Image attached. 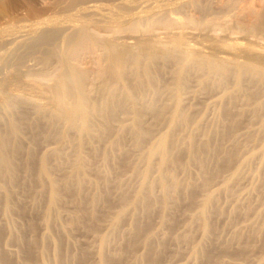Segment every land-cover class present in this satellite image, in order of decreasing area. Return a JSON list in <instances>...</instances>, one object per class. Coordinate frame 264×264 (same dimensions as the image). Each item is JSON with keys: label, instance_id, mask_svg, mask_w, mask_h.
Returning a JSON list of instances; mask_svg holds the SVG:
<instances>
[{"label": "bare ground", "instance_id": "obj_1", "mask_svg": "<svg viewBox=\"0 0 264 264\" xmlns=\"http://www.w3.org/2000/svg\"><path fill=\"white\" fill-rule=\"evenodd\" d=\"M12 15L0 264H264V190L258 208L251 196L264 184V0H34ZM191 78L220 91L210 119L186 97Z\"/></svg>", "mask_w": 264, "mask_h": 264}, {"label": "rangeland", "instance_id": "obj_2", "mask_svg": "<svg viewBox=\"0 0 264 264\" xmlns=\"http://www.w3.org/2000/svg\"><path fill=\"white\" fill-rule=\"evenodd\" d=\"M16 3H17V5H14L13 4V1H10V0H0V19H2L1 17H3L4 15L6 16V15H14V14H16L17 12H19V11H21L22 9H24V8H26L28 5H31V4H33L34 3V0H16ZM15 6H17V10L16 11H14L13 9H14V7ZM14 11V12H13ZM12 15V17H14ZM3 20V19H2ZM217 34H219V33H217ZM222 34H224L225 35V33H221V38L223 39V41L225 40V41H231V40H233L234 38H232V37H234L235 35V33H233V36H231L232 35V33L230 34V36H226V35H229L228 33L224 36V35H222ZM188 36H187V40L190 42V40H191V42L192 41H194V42H196L195 44H194V42H192V44H194V45H197V46H202V49H204L203 51H205V53H209V48L208 47H205L206 46V44H207V41H205V40H199V41H196V40H194L191 36H189V34H187ZM219 35H216L215 37H217V38H219L220 37ZM192 38V39H191ZM225 38V39H224ZM226 38H227V40H226ZM231 39V40H229V39ZM220 39V38H219ZM237 41H245V39H243L242 37H238L237 38ZM199 44V45H198ZM204 46V47H203ZM220 54H223L222 52L220 53ZM31 63L33 62V61H30ZM192 80V81H191ZM189 85L187 86V87H189V88H187L186 89V92H187V94L189 95V96H186V93H185V96L186 97H188L189 99H190V101H191V97H192V100H193V102H192V104H194V108H196L197 110L198 109H200V110H204L203 112H205V113H203V115L205 116L204 118H206V119H210L211 117H212V112H213V104H212V101H213V99L218 95V94H220V91L218 90V89H212V90H204V89H201V88H199V86L196 84V81H195V79L193 80V78H191L190 79V81H189V83H188ZM189 91V92H188ZM192 93H193V96H192ZM203 107V109H201L202 107ZM209 106V107H208ZM206 110H205V109ZM212 111V112H211ZM207 116H209L208 118H207ZM248 175V180H247V178H246V176ZM247 175L244 177V178H246V180L247 181H249V177H250V173H247ZM246 180H243L240 184L241 185H243L244 183H245V186L243 185L242 186V189H245L246 187H248L249 185L247 184L248 182L246 181ZM135 181H136V179H134L133 180V183H135ZM244 182V183H243ZM256 184H259L260 182L258 181H256L255 182ZM246 185H248V186H246ZM263 187H264V184L263 185H261V186H259V187H257L256 189H253V191H252V193L253 194H255L256 192H258V193H256L255 195H252L251 194V196H252V198H254L256 201H257V198H259V199H261L260 197L262 196V190H264L263 189ZM262 188V189H261ZM261 189V190H260ZM255 190H256V192H255ZM259 193H261V195H259L258 196V194ZM253 199V205H257V208L258 207H260V206H258V205H260V200H258L257 202H255V203H257V204H255L254 203V200ZM256 207V206H255ZM71 207H69V209H70ZM72 209V208H71ZM18 221L19 222H17L19 225H21V226H24V221H23V219L22 218H18ZM221 224L222 223H224V220H223V218L222 219H220V221H219ZM223 225V224H222ZM225 227L223 226V228L221 229V231H222V237H226V236H228V234L230 233V228H225ZM226 229H228V230H226ZM165 231H167L166 230V228L164 229ZM223 230H225V231H223ZM227 231V232H226ZM225 232V233H224ZM229 232V233H228ZM194 234H196V231L194 232ZM223 234H225V235H223ZM92 237V238H91ZM92 239H93V236H91V234L90 233H85V231H83L82 229L80 230H77V232L76 231H74V240H76L75 242L78 244V245H83V246H86L87 244H89L91 241H92ZM173 244L174 243H169L168 245V250L170 251H172V249H173V251H174V249H176V246H175V244H174V246H173ZM179 244H181V248H180V250H181V253H184V255L182 254L181 255V253H180V251H178L180 254H177L176 256H175V258L177 259L178 257V259L177 260H180V256H182V259H183V256H185L186 254H187V244H185L184 242H180ZM179 244H178V250H179ZM182 244H184V245H182ZM11 247H14V246H12V245H10ZM172 246H173V248H172ZM183 247H184V249H183ZM169 248H171V249H169ZM183 249V250H182ZM177 250V249H176ZM185 250V252H183ZM171 251H170V254H172L173 253V251H172V253H171ZM168 252V251H167ZM169 253V252H168ZM253 255H254V253H253ZM255 255H257L256 253H255ZM253 256L252 257V259H251V261H250V259H249V261L247 262L248 264H251V263H254L255 262V260L254 259H257V256ZM187 256V255H186ZM185 256V257H186ZM252 256V255H251ZM184 257V258H185ZM181 259V260H182ZM128 261H130V260H127L126 261V264H133V262L132 261H130V262H128ZM251 262V263H250ZM246 263V262H245ZM246 263V264H247Z\"/></svg>", "mask_w": 264, "mask_h": 264}]
</instances>
